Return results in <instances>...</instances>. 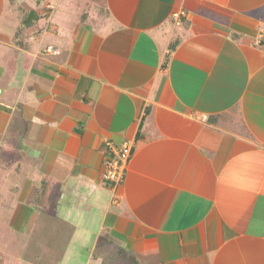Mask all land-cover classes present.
Wrapping results in <instances>:
<instances>
[{
    "label": "crops",
    "instance_id": "crops-1",
    "mask_svg": "<svg viewBox=\"0 0 264 264\" xmlns=\"http://www.w3.org/2000/svg\"><path fill=\"white\" fill-rule=\"evenodd\" d=\"M263 26L264 0H0V264H264Z\"/></svg>",
    "mask_w": 264,
    "mask_h": 264
},
{
    "label": "built area",
    "instance_id": "built-area-1",
    "mask_svg": "<svg viewBox=\"0 0 264 264\" xmlns=\"http://www.w3.org/2000/svg\"><path fill=\"white\" fill-rule=\"evenodd\" d=\"M184 14L185 12L183 10L176 11L173 13V17L176 22H179ZM261 33H264V26ZM257 43L259 42L257 41ZM133 146L134 141L128 139L120 143L106 141L103 179L112 188L118 186L124 180Z\"/></svg>",
    "mask_w": 264,
    "mask_h": 264
}]
</instances>
